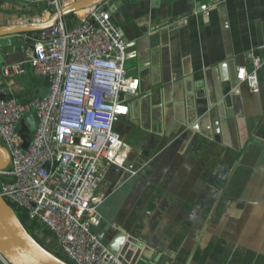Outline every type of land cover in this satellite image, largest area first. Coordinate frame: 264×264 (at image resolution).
<instances>
[{
	"label": "crops",
	"instance_id": "obj_1",
	"mask_svg": "<svg viewBox=\"0 0 264 264\" xmlns=\"http://www.w3.org/2000/svg\"><path fill=\"white\" fill-rule=\"evenodd\" d=\"M104 2L139 87L115 124L133 168H102L92 230L127 264H264V64L256 88L236 79L264 58V0ZM41 7L0 2V25ZM21 77L19 101L41 84Z\"/></svg>",
	"mask_w": 264,
	"mask_h": 264
},
{
	"label": "built area",
	"instance_id": "obj_2",
	"mask_svg": "<svg viewBox=\"0 0 264 264\" xmlns=\"http://www.w3.org/2000/svg\"><path fill=\"white\" fill-rule=\"evenodd\" d=\"M73 1L27 0L30 7L42 6L41 12L23 14L9 24L42 22ZM85 11L76 12L79 20L72 28L59 19L35 35L23 33L31 45L27 60L0 69V141L10 155L0 195L48 230L74 264H127L92 227L100 224L98 206L106 198L100 190L102 168L121 167L127 157L115 123L128 114L127 96L137 94L139 78L127 73V40L111 20L106 2ZM200 14L204 17L207 11ZM252 64L251 70L238 67L236 79L256 88L264 58L254 56ZM28 67L41 84L51 77L48 95L8 98L13 92L5 81L26 74ZM27 110L36 114L37 122L24 148L19 128ZM0 264L10 263L0 254Z\"/></svg>",
	"mask_w": 264,
	"mask_h": 264
},
{
	"label": "water",
	"instance_id": "obj_3",
	"mask_svg": "<svg viewBox=\"0 0 264 264\" xmlns=\"http://www.w3.org/2000/svg\"><path fill=\"white\" fill-rule=\"evenodd\" d=\"M105 0H75L59 10L54 11L46 20L42 22H26L22 24H3L0 25V69L6 65L14 64L27 60L26 51L30 45L29 39L23 37V33L39 32L52 28L56 21L64 19L65 16L85 10ZM117 0H109L113 3ZM212 2V0H209ZM18 49L17 52H13ZM51 77H45L42 84L34 87L38 97H45L49 93ZM4 96V95H2ZM8 98L15 97L13 93L7 94ZM120 118L117 120V122ZM36 114L30 110L23 113L20 122L19 133L23 138L22 146L26 148L31 140V133L36 128ZM116 122V123H117ZM115 123V124H116ZM138 143L141 140V134L136 133L133 137ZM10 162L8 150L0 141V179ZM112 169H118L123 172L125 169H132L133 165L128 167L125 164L119 167L115 164L109 165ZM32 225V220L21 221L15 208L0 195V254L10 264H71L53 253V249H58L59 244L52 240L49 234H46L39 228L32 233L27 227ZM42 239V243L38 240ZM133 242V240L130 239ZM135 243V242H133ZM130 245L127 242L126 248Z\"/></svg>",
	"mask_w": 264,
	"mask_h": 264
},
{
	"label": "trees",
	"instance_id": "obj_4",
	"mask_svg": "<svg viewBox=\"0 0 264 264\" xmlns=\"http://www.w3.org/2000/svg\"><path fill=\"white\" fill-rule=\"evenodd\" d=\"M28 34H30V33H28ZM31 35V34H30ZM29 69V72L28 73H26V75L24 76L23 75V81H24V83H29L30 85L32 84L33 86H36V85H38L39 84V80L37 79V77L36 76H34L33 74H32V72H31V70H30V68L28 67L27 68V70ZM28 98H30V97H26V98H24L23 100H25V99H28ZM22 100V101H23ZM11 205L15 208V211H16V213H17V215H18V217L21 219V221H27L28 220V216H27V214H26V212L23 210V209H21V208H19V207H17V205H15V204H13V203H11ZM37 228H39L40 230H42L43 232H45L46 234H49V231L48 230H46L45 228H43L38 222H36L35 220H33L32 221V225L30 226V227H27V229L29 230V232H33L35 229H37ZM39 242H41V240H38ZM53 251V253H55L58 257H60V258H62V259H64L65 261H67V262H69V263H71V264H74L67 256H66V254L60 249V248H58V249H54V250H52Z\"/></svg>",
	"mask_w": 264,
	"mask_h": 264
},
{
	"label": "bare ground",
	"instance_id": "obj_5",
	"mask_svg": "<svg viewBox=\"0 0 264 264\" xmlns=\"http://www.w3.org/2000/svg\"><path fill=\"white\" fill-rule=\"evenodd\" d=\"M85 12H86L85 10H82V11L79 12V14H84ZM49 29H50V28H49ZM34 95H36V91H35ZM36 96H37V95H36Z\"/></svg>",
	"mask_w": 264,
	"mask_h": 264
},
{
	"label": "rangeland",
	"instance_id": "obj_6",
	"mask_svg": "<svg viewBox=\"0 0 264 264\" xmlns=\"http://www.w3.org/2000/svg\"><path fill=\"white\" fill-rule=\"evenodd\" d=\"M21 79H23V78L21 77V78H18L17 80H18V81H21ZM39 81H40V79H39Z\"/></svg>",
	"mask_w": 264,
	"mask_h": 264
},
{
	"label": "flooded vegetation",
	"instance_id": "obj_7",
	"mask_svg": "<svg viewBox=\"0 0 264 264\" xmlns=\"http://www.w3.org/2000/svg\"><path fill=\"white\" fill-rule=\"evenodd\" d=\"M41 243H42V239H41ZM54 250V249H53Z\"/></svg>",
	"mask_w": 264,
	"mask_h": 264
}]
</instances>
